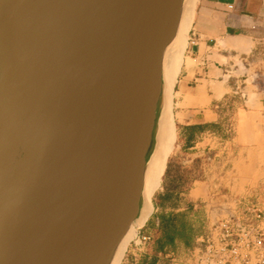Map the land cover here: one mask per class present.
Wrapping results in <instances>:
<instances>
[{
  "label": "water",
  "instance_id": "1",
  "mask_svg": "<svg viewBox=\"0 0 264 264\" xmlns=\"http://www.w3.org/2000/svg\"><path fill=\"white\" fill-rule=\"evenodd\" d=\"M199 1L0 0V264L123 263Z\"/></svg>",
  "mask_w": 264,
  "mask_h": 264
},
{
  "label": "crops",
  "instance_id": "2",
  "mask_svg": "<svg viewBox=\"0 0 264 264\" xmlns=\"http://www.w3.org/2000/svg\"><path fill=\"white\" fill-rule=\"evenodd\" d=\"M259 91L260 99H264V0H200L174 93V154L154 196V213L139 231L152 236L153 242L148 253L137 258V263L159 264V254L166 248L159 249L166 221L176 233L180 229L178 215L161 218L157 213L165 208L177 213L181 205L189 209L196 201L189 198L184 204L180 198V173L200 168L197 176H206L204 162L211 161L209 156L222 158L235 143L234 139H223L231 120H235L230 122L233 131L239 127L236 119L227 118L229 106L236 105L240 96L248 98L249 93ZM256 106L258 110L264 109V100ZM151 231L159 236H153ZM181 242L186 240L175 237L170 247ZM129 260L130 254L122 264H129Z\"/></svg>",
  "mask_w": 264,
  "mask_h": 264
},
{
  "label": "rangeland",
  "instance_id": "3",
  "mask_svg": "<svg viewBox=\"0 0 264 264\" xmlns=\"http://www.w3.org/2000/svg\"><path fill=\"white\" fill-rule=\"evenodd\" d=\"M259 96H261L260 91L249 93L248 98L240 96L236 105L229 106L227 118L228 120L236 119L239 127L233 131L231 123H235V120H231L223 139L228 142L234 139L235 143L233 147H228V150L222 154V158L216 156L214 158V154L209 156L211 161L204 162L206 176L202 178L197 176L200 168L195 171L183 170L180 173V178L178 177L182 194L180 198L184 204L189 198L196 201L191 203L189 209L184 208L186 205H181L179 207L181 210L177 213L171 211L172 208L169 210L165 208L157 213L161 218H166L168 214L178 215L179 232H181L182 240H186L174 247L167 246L162 252L173 253L177 260L185 259L188 253L196 247V240L204 229L222 217L235 200L242 199L256 203L258 208L264 212V109L258 110L256 106L264 99H260ZM195 181L198 182L191 185ZM151 234L155 237L159 236L158 232L151 231ZM132 251L133 248H131ZM241 253L250 255L246 249L241 250ZM261 256L264 261V245L261 247L260 254L249 257L248 263L257 264L258 257ZM139 262L129 260V264H139ZM240 264L243 263L240 262Z\"/></svg>",
  "mask_w": 264,
  "mask_h": 264
},
{
  "label": "built area",
  "instance_id": "4",
  "mask_svg": "<svg viewBox=\"0 0 264 264\" xmlns=\"http://www.w3.org/2000/svg\"><path fill=\"white\" fill-rule=\"evenodd\" d=\"M152 242V236L138 233L127 255L137 263V258L148 253ZM196 243L183 260H177L173 253L161 252L159 264H249V257L260 254L264 245V212L256 203L235 200L222 217L204 229ZM243 249L250 255H243ZM258 259L257 264L264 263L263 256Z\"/></svg>",
  "mask_w": 264,
  "mask_h": 264
},
{
  "label": "bare ground",
  "instance_id": "5",
  "mask_svg": "<svg viewBox=\"0 0 264 264\" xmlns=\"http://www.w3.org/2000/svg\"><path fill=\"white\" fill-rule=\"evenodd\" d=\"M192 13H193V4L191 2H188L183 15V20L179 30V35L174 45V50H175L174 55L171 56L170 54H168L165 59L167 82L169 86H171L172 84L171 83V80H173L172 78L177 74V70L179 66V58L184 49L186 34L192 20ZM168 129L169 126H167L165 135H162L160 138L158 152L151 163L147 175L146 199L148 206L145 208L144 216H146L148 213L151 212L150 198L153 192L158 188L157 186H159V183L162 180L161 174L164 171L166 160L169 157L170 141L172 134L171 131Z\"/></svg>",
  "mask_w": 264,
  "mask_h": 264
},
{
  "label": "trees",
  "instance_id": "6",
  "mask_svg": "<svg viewBox=\"0 0 264 264\" xmlns=\"http://www.w3.org/2000/svg\"><path fill=\"white\" fill-rule=\"evenodd\" d=\"M171 223L167 220L165 226H163L164 230V238L163 243L159 246V249L162 250L164 247L171 246L173 239L176 237L178 239H182L181 232L176 233L175 230L171 227Z\"/></svg>",
  "mask_w": 264,
  "mask_h": 264
}]
</instances>
